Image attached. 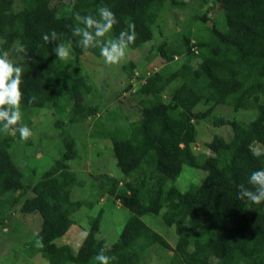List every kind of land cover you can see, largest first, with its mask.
<instances>
[{"label": "trees", "instance_id": "obj_1", "mask_svg": "<svg viewBox=\"0 0 264 264\" xmlns=\"http://www.w3.org/2000/svg\"><path fill=\"white\" fill-rule=\"evenodd\" d=\"M190 2L0 0V51L7 50L18 59L10 61L23 69L21 120L11 128H5L6 120L0 121V223L20 200L22 212L40 214L37 246L30 242L20 250L28 258L38 253L49 264H103L95 257L106 256L109 264H148L145 253L161 246L170 254L167 264H264V202L256 205L238 198L239 192L254 190L249 183L251 174L264 171V0ZM195 3L204 11L193 14L182 31L167 36L163 13L195 7ZM100 7L110 9L118 23L100 37L90 29L93 40L85 50L83 37L72 32L75 27H85L75 20V14L99 19ZM211 11L226 24L225 30L212 19ZM129 22L135 24L136 40L127 48L151 43L149 53L159 55L162 66L136 76L142 80L138 87L143 96L140 115L128 129H122L110 124L112 115L97 117L100 106L88 99L94 92L92 79L71 67V60H58L54 49L64 44L76 56L75 61L84 54L102 57L101 49L119 43V33ZM52 31L57 33L55 40ZM44 34L49 35L47 43ZM17 43L24 52L14 50ZM195 57L199 61L193 67ZM175 58L180 63L172 68ZM128 67L134 71L137 65L129 62ZM178 78L181 83L173 86ZM127 79H135L132 71ZM132 83L124 89L132 91ZM32 97L35 100L29 103ZM222 105L235 113L248 111L253 117L217 115V107ZM41 109L53 110L61 148L59 157L36 178L27 162L20 167L14 148L23 141L22 147L32 144L29 139L22 141L19 127L29 126L31 115ZM206 118L212 119L214 127L232 130L229 137L214 135L207 143L210 154L193 148L200 136L198 123ZM92 119L90 136L108 140L110 160L120 177L98 171L99 161L87 174L72 165L79 147L70 126ZM250 146L260 147L261 155L254 156ZM185 165L199 182L179 188L177 180ZM77 187L95 189L96 196L73 199ZM29 190L32 194L22 198ZM17 191L19 195H15ZM98 192L104 194L100 197L106 203L100 205ZM113 206L130 213L118 237L109 242L100 236L101 223L105 208ZM83 207L94 212L85 214L88 226L78 248L67 242L58 244L56 240L77 224L73 216ZM148 214L151 221L157 217L155 226L144 219Z\"/></svg>", "mask_w": 264, "mask_h": 264}, {"label": "rangeland", "instance_id": "obj_2", "mask_svg": "<svg viewBox=\"0 0 264 264\" xmlns=\"http://www.w3.org/2000/svg\"><path fill=\"white\" fill-rule=\"evenodd\" d=\"M187 2L191 4L190 0H187ZM202 11H204V9L201 8L198 3H195V7L187 5L186 7L165 11L163 13V15H165L163 26L166 27V35L171 36L182 31L184 25L190 21L191 16L196 12L201 13ZM210 15H215V12L211 11ZM212 19L218 22L222 30L227 28L225 23L219 22L217 16H213ZM156 37L162 36L156 34ZM150 49L151 43H147L137 49L125 48L124 58H122L119 64L115 65H108L104 62V57H94L92 54H84L77 58V61L72 60L76 58V56H74L70 50V56L67 60H71V67L77 68L80 72L87 74L88 77L92 79V83L95 84L94 92L88 99L89 102L96 105L98 108L100 106V112L97 117L106 116L107 114L112 115L114 119L110 124L114 123L122 129H128L129 123L139 117L140 112L138 108L140 107V100L143 96L140 94L138 87L141 85L142 80H137L136 76L144 75L147 71L153 72L159 70L162 66V58L159 55H151L149 53ZM148 56H150L149 59ZM8 59L18 60L10 56ZM198 61V57L192 59L193 67L197 65ZM129 62H134L137 65L134 71L131 67H128ZM179 63L180 60L175 58L172 68L177 67ZM125 66H127V69H125ZM128 71L133 72L135 79L131 81L127 79ZM181 81V78H178L172 84L176 86L179 85ZM128 82H133L132 91L124 89ZM164 94L166 98L170 97L168 91L165 90ZM216 114L228 117L237 116L245 120H249L253 117L252 113L248 111L240 110L235 113L232 108L225 105L217 107ZM64 119H66V117H64ZM54 120L55 114L53 110L50 109H41L36 114H32V123L27 126L32 133L28 138L32 144H29L28 147H22V145L25 144L22 140L23 142H19L14 148V157L18 159L20 167L24 166L25 162H27V166L30 169H35L36 178L53 163L56 157H59L58 150L61 148V145L57 137L58 130L56 132ZM211 120L212 119L206 118L198 123L200 136L198 137V141L193 144V148L196 152L210 154L211 150L207 147V143L211 142L214 135L218 134L220 136L229 137L232 133L231 127H214ZM93 122L94 119L86 121L84 124L70 126L76 138L77 146L79 147V156L72 162V165L79 172L82 171L87 174L92 171L95 161H99L102 162L101 164L103 166L98 163V171H105L111 175L120 177L121 173L119 169L112 165L114 162L112 163L110 160L112 155L108 140L104 138L95 139L90 136L92 128L94 129ZM108 124L109 122L106 123V126H108ZM110 127L111 131L117 133L113 126L110 125ZM104 145H106L105 149ZM26 148L28 149L26 150ZM24 153H26V156ZM189 169V166L185 165L177 180V184L175 182L179 188L184 187L183 185L187 183L192 185L191 183H194V181L199 182V179L194 180ZM200 172L202 173V171ZM182 178H184L185 181L179 184L178 182ZM190 185L188 187H190ZM88 186L89 185H86L85 187ZM95 193V189L85 191V189L83 190L77 187L73 190L72 195L73 199H75L74 197L94 199L92 196L95 197ZM98 193L99 197H104L102 192ZM28 194H32L30 190L29 193L23 192L22 198L24 195V197L29 196ZM15 195H19V192L17 191ZM101 197L99 200L100 205L107 201V199L102 200ZM20 201L11 208L6 214V218L0 223V264H49V261L46 258H42L41 255L39 256L38 253L34 255V258L29 257V259L26 254L20 252V250L24 249L25 245L30 242L34 247L37 246L38 242L36 240V235L42 223V217L39 213L28 214L22 212L20 208L23 202ZM115 206H113L112 209L105 208L103 212V223H101L102 231L100 236L106 237L109 242L114 241V239L118 237L122 225L130 213L129 210L125 208H115ZM81 210H79L76 216H73L77 224H74L65 235L56 240L58 244L67 242L73 249L78 248L77 246L85 234L84 228L88 226V216L85 214H87L88 211L90 213L94 212V209L92 210L84 207L81 208ZM148 216L149 214L145 215L144 219L150 224L157 218L155 217L153 221H151ZM153 225L155 226V223H153ZM169 256L170 254L168 251L161 246H156L154 249L145 253L148 264H167ZM154 259H159L161 261L155 263Z\"/></svg>", "mask_w": 264, "mask_h": 264}, {"label": "clouds", "instance_id": "obj_3", "mask_svg": "<svg viewBox=\"0 0 264 264\" xmlns=\"http://www.w3.org/2000/svg\"><path fill=\"white\" fill-rule=\"evenodd\" d=\"M99 19H94L92 15L82 16L79 13L75 14V20L83 23L85 27H75L72 29L74 35L83 37L81 44L85 50L89 47L93 40V34L90 29H95V36H104L113 26L118 23L115 14L108 8L100 7L98 9ZM126 37V41H125ZM42 39L45 43L49 42V35L44 34ZM51 39H57V33L51 32ZM136 40L135 24L129 22L124 30L119 33V43L111 42V47H103L101 49V56L104 57V62L108 65L119 64L125 56V48L129 44H133ZM17 52H24L25 49L22 44L17 43L14 46ZM58 60H67L70 56V49L64 44H60L54 49ZM9 52L7 50L0 51V121L6 120L5 128H11L17 125L21 120V100L23 93L21 90L22 73L21 66L14 65L9 59ZM35 97L29 99L32 103ZM9 106V110H4V106ZM11 111V115L9 114ZM20 138L27 140L31 136V131L26 125L19 127ZM254 156L261 155L260 147L250 146ZM249 183L254 186V190H243L239 192L238 198L241 201L247 200L252 204L259 205L264 202V171H255L249 178ZM243 189V185H239ZM109 257L96 256L95 260H100L103 264H109ZM112 260L116 257L112 256Z\"/></svg>", "mask_w": 264, "mask_h": 264}]
</instances>
